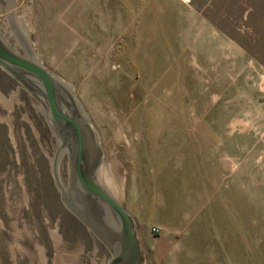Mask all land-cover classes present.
Instances as JSON below:
<instances>
[{
	"label": "rangeland",
	"instance_id": "rangeland-1",
	"mask_svg": "<svg viewBox=\"0 0 264 264\" xmlns=\"http://www.w3.org/2000/svg\"><path fill=\"white\" fill-rule=\"evenodd\" d=\"M13 3L0 33L74 91L143 264H264V0ZM55 149L39 103L0 70V264L110 258L60 203Z\"/></svg>",
	"mask_w": 264,
	"mask_h": 264
},
{
	"label": "water",
	"instance_id": "water-1",
	"mask_svg": "<svg viewBox=\"0 0 264 264\" xmlns=\"http://www.w3.org/2000/svg\"><path fill=\"white\" fill-rule=\"evenodd\" d=\"M13 6L8 0L7 9ZM12 17L13 13L7 16ZM15 37L22 53L0 33V70L39 103L56 140L51 175L60 203L108 252L106 264H143L133 220L97 180L103 151L88 114L71 87L42 65L26 37L16 31Z\"/></svg>",
	"mask_w": 264,
	"mask_h": 264
},
{
	"label": "bare ground",
	"instance_id": "bare-ground-1",
	"mask_svg": "<svg viewBox=\"0 0 264 264\" xmlns=\"http://www.w3.org/2000/svg\"><path fill=\"white\" fill-rule=\"evenodd\" d=\"M105 175H106V172L101 168L100 170H99V176H101V178L103 179V180H105ZM101 185V184H100Z\"/></svg>",
	"mask_w": 264,
	"mask_h": 264
},
{
	"label": "crops",
	"instance_id": "crops-1",
	"mask_svg": "<svg viewBox=\"0 0 264 264\" xmlns=\"http://www.w3.org/2000/svg\"><path fill=\"white\" fill-rule=\"evenodd\" d=\"M195 8H198V9H203V8H205L204 6H202V5H199V6H196Z\"/></svg>",
	"mask_w": 264,
	"mask_h": 264
},
{
	"label": "built area",
	"instance_id": "built-area-1",
	"mask_svg": "<svg viewBox=\"0 0 264 264\" xmlns=\"http://www.w3.org/2000/svg\"><path fill=\"white\" fill-rule=\"evenodd\" d=\"M152 232L157 234L158 233V229H152Z\"/></svg>",
	"mask_w": 264,
	"mask_h": 264
}]
</instances>
